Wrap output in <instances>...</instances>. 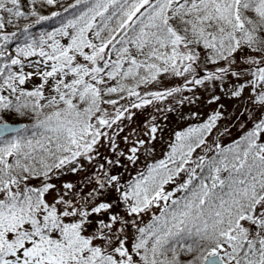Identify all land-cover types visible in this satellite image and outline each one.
<instances>
[{
  "label": "snow or ice",
  "instance_id": "6c2138e0",
  "mask_svg": "<svg viewBox=\"0 0 264 264\" xmlns=\"http://www.w3.org/2000/svg\"><path fill=\"white\" fill-rule=\"evenodd\" d=\"M59 4L0 0V264H264V0Z\"/></svg>",
  "mask_w": 264,
  "mask_h": 264
},
{
  "label": "rangeland",
  "instance_id": "374dc122",
  "mask_svg": "<svg viewBox=\"0 0 264 264\" xmlns=\"http://www.w3.org/2000/svg\"><path fill=\"white\" fill-rule=\"evenodd\" d=\"M216 94L220 95L219 90H217ZM187 95H191V93H188ZM198 95L201 96V99L196 104L191 105V106L185 105L183 108L180 109V112H182L185 116H187L190 112L196 111L200 114V117L202 119H206L207 116L216 109L217 105L207 103V99H208L207 94L199 92ZM218 103L223 104L225 106V109L227 110L225 115H227L228 113H232V112H236L237 115L239 114L237 107H236L238 102L236 100L227 99L223 95H221V99ZM153 115L157 116L158 118H161L163 114L156 113L152 109H145L143 114H140L139 112L137 113V116L134 118L135 123L132 124L131 127L139 128L140 126H142V122L149 120L150 116H153ZM167 115H168V120L164 122V132L162 134H159L162 136V139H159L153 142L155 151L152 153L151 156L147 158H145L142 155L141 160L137 163V165L135 166L130 165L127 170V173H129L130 175H132L134 172L135 173L138 172V170L140 169H143L145 165L148 164V162L160 157L164 152H166L168 141L172 137V134L174 131H179L185 128L186 126H188L189 124L198 122L194 120L181 119L179 115L175 113H168ZM233 124H234V119L233 120H221L219 122L218 126L226 125L230 127L231 129V136L224 138L223 140L224 143H230L231 140L237 138L240 135L239 131L237 130V127L233 126ZM125 131H127V129ZM121 147H124L123 143H121ZM68 178L70 177H66L65 179H68ZM170 187L172 186L170 185ZM146 218L148 217H145V219Z\"/></svg>",
  "mask_w": 264,
  "mask_h": 264
},
{
  "label": "trees",
  "instance_id": "16d2710c",
  "mask_svg": "<svg viewBox=\"0 0 264 264\" xmlns=\"http://www.w3.org/2000/svg\"><path fill=\"white\" fill-rule=\"evenodd\" d=\"M72 3H74V0H60V4L56 7V8H52V7H47L46 9H42V14L44 15H50L52 11H59L61 13H63V9L65 7H68L69 5H71ZM71 11V10H70ZM64 16H68L69 13H63ZM31 21H20L18 27H9L7 30L9 32L11 31H19V29L23 28L24 25L26 23H30ZM60 23V18H55L54 20L48 21L46 23H44L43 25H37L36 27H34L32 29L33 32L39 34L41 31H51L53 28L58 27ZM21 41H14L13 43V47L15 46V43H19ZM187 127V126H186ZM184 129V128H183ZM163 158V155L158 157L155 160H159ZM150 161L149 163H152L153 161ZM141 170V169H140ZM117 171H124L123 169H118ZM139 171V170H138ZM137 173V172H136ZM136 173L134 172L132 175H130L129 173L126 172L125 174V179H131L133 176L136 175ZM169 189L171 188L170 185L167 186ZM149 218H146L145 221H147Z\"/></svg>",
  "mask_w": 264,
  "mask_h": 264
}]
</instances>
